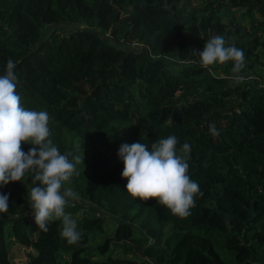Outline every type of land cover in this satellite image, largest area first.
<instances>
[{"label":"trees","instance_id":"1","mask_svg":"<svg viewBox=\"0 0 264 264\" xmlns=\"http://www.w3.org/2000/svg\"><path fill=\"white\" fill-rule=\"evenodd\" d=\"M199 5L0 0V75L13 60L22 105L49 113L50 139L62 154L84 156L80 174L65 182L81 200L65 211L88 207L75 219L82 238L69 245L61 221L43 231L26 218L31 173L0 187L9 195V215L0 214V264H11L13 241L33 250L29 264H264V87L231 80L232 62L210 69L191 62L221 35L243 50L241 74H254L264 60V0ZM240 8L261 19L245 27L231 12ZM212 123L218 136L209 132ZM170 134L177 149L191 146L188 175L200 189L186 218L154 199H134L121 177V145L142 142L150 150ZM30 147L22 143L25 152ZM104 214L120 218L112 237ZM129 240L139 255L110 248Z\"/></svg>","mask_w":264,"mask_h":264},{"label":"clouds","instance_id":"2","mask_svg":"<svg viewBox=\"0 0 264 264\" xmlns=\"http://www.w3.org/2000/svg\"><path fill=\"white\" fill-rule=\"evenodd\" d=\"M201 68L210 69L215 64L232 62L229 77L236 83L244 81L241 74L246 67L242 49L229 44L224 36L211 37L204 48L191 61ZM16 64L7 61L4 74L0 75V187L10 182L22 181L31 173L28 187L29 206L38 229L47 231L50 221L62 223L61 236L69 245L77 244L82 234L77 230V221L65 208L77 194L65 182L80 173L77 165L83 164L80 156L61 153L50 139V116L44 110H29L21 103L16 92ZM209 132L218 136L214 123ZM23 144L32 147L25 152ZM174 134L158 138L149 145L136 142L121 145L118 156L123 162L121 177L127 179V193L134 199H154L173 215L186 218L195 206V197L200 194L199 185L188 175L191 146L185 142L179 149ZM84 165V164H83ZM8 194L0 193V214L8 212Z\"/></svg>","mask_w":264,"mask_h":264},{"label":"rangeland","instance_id":"3","mask_svg":"<svg viewBox=\"0 0 264 264\" xmlns=\"http://www.w3.org/2000/svg\"><path fill=\"white\" fill-rule=\"evenodd\" d=\"M200 3H205L204 7H207V0H201V1H196V0H191V5L193 7H199ZM232 13H234L241 21V23L245 26L248 27L250 21H253V23H256L258 20H260V16L257 13L251 14L249 12H246L243 8L237 9V10H232ZM207 13V11L205 12ZM227 21V18H224ZM87 27L85 24H80L79 28H85ZM55 28V26H48L47 29L49 30H53ZM69 28H72V26L68 27V26H63L60 27L59 30H67ZM118 46H122L125 48H131L133 50H140L141 47L140 45L136 44V43H124L122 41H117L116 42ZM264 60H262L259 65L263 66L262 68L256 67V70L254 71V76L257 79H261L264 77ZM70 186H68L67 183L64 184V188H69ZM71 188V187H70ZM72 189V188H71ZM73 190V189H72ZM74 191V190H73ZM75 192V191H74ZM76 193V192H75ZM81 198L77 195V199L76 200H70L68 204H72V203H77V201H80ZM84 203H88V202H84ZM28 209L25 211V216L27 219H29V221H31V223L33 225H36L34 222V216L32 214V209L29 206V203L27 205ZM85 209H88L87 204H85L84 208L82 210H80L78 213L76 214H71L72 217L74 219H79L82 215H83V211ZM9 213H4L1 214V216H8ZM104 216L108 219V227L110 228V230L108 231L107 235L109 237H112V233H113V224L119 221V217L118 216H114V215H110V214H104ZM111 240V239H110ZM113 242V241H112ZM111 242L110 248L112 249V245L114 246V244L117 246V248H114L115 253L120 252L121 254L124 253L128 247H129V256H131L132 254H136L139 255L135 249V243L132 242L131 240L127 241L125 244L124 242H116L114 241L113 243ZM116 242V243H115ZM10 258H11V264H29V255L33 254V250L29 247H25L21 244H19L18 242L13 241L11 243L10 246Z\"/></svg>","mask_w":264,"mask_h":264},{"label":"built area","instance_id":"4","mask_svg":"<svg viewBox=\"0 0 264 264\" xmlns=\"http://www.w3.org/2000/svg\"><path fill=\"white\" fill-rule=\"evenodd\" d=\"M245 79H251V80H256L260 83L261 86L264 87V77L261 78V79H257L254 74H247V75H244Z\"/></svg>","mask_w":264,"mask_h":264}]
</instances>
